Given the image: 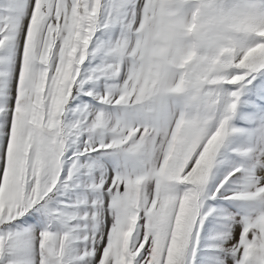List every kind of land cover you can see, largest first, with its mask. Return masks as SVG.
<instances>
[{
    "label": "snow or ice",
    "instance_id": "1",
    "mask_svg": "<svg viewBox=\"0 0 264 264\" xmlns=\"http://www.w3.org/2000/svg\"><path fill=\"white\" fill-rule=\"evenodd\" d=\"M0 264H264V0H0Z\"/></svg>",
    "mask_w": 264,
    "mask_h": 264
}]
</instances>
